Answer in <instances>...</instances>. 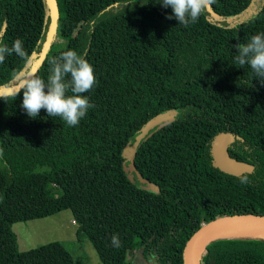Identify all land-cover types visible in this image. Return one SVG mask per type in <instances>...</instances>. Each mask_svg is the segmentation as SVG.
Here are the masks:
<instances>
[{
	"label": "trees",
	"instance_id": "16d2710c",
	"mask_svg": "<svg viewBox=\"0 0 264 264\" xmlns=\"http://www.w3.org/2000/svg\"><path fill=\"white\" fill-rule=\"evenodd\" d=\"M57 2V34L35 75L46 81L50 61L76 51L94 69L83 94L94 107L68 127L44 109L29 118L23 90L0 99V264H76L60 242L21 251L13 229L65 210L102 264H186L204 224L264 216V85L233 63L234 45L264 33V0H214L211 13L235 21L223 25L205 11L187 27L166 19L172 10L162 0ZM49 23L46 0H0V44L19 38L28 53L0 64V88L13 86V73L26 76ZM161 115L173 117L132 152ZM222 134L233 137L230 155L253 172L216 167L213 144ZM200 264H264V236L213 239Z\"/></svg>",
	"mask_w": 264,
	"mask_h": 264
},
{
	"label": "clouds",
	"instance_id": "9594fccd",
	"mask_svg": "<svg viewBox=\"0 0 264 264\" xmlns=\"http://www.w3.org/2000/svg\"><path fill=\"white\" fill-rule=\"evenodd\" d=\"M214 0H162L163 8H171L172 15L166 19H175L185 27L195 24ZM236 54L233 63L241 68L249 66L260 83L264 85V33L251 36L245 43L234 45ZM15 54L27 60L21 39H15L11 47L0 44V64L6 57ZM51 67L47 80L36 75L21 76L13 73L12 95L16 97L23 90L21 108L29 118H36L42 109L49 117H60L68 127L78 126L80 120L94 107L84 93L95 84L92 65L74 50L62 52L50 61ZM71 95H68V92ZM4 100V97H0ZM2 152V150H0ZM114 247L120 246L118 235L111 238Z\"/></svg>",
	"mask_w": 264,
	"mask_h": 264
},
{
	"label": "water",
	"instance_id": "95a60500",
	"mask_svg": "<svg viewBox=\"0 0 264 264\" xmlns=\"http://www.w3.org/2000/svg\"><path fill=\"white\" fill-rule=\"evenodd\" d=\"M46 2L49 8L50 17L46 38L38 57L26 76L35 75L38 72L39 67L44 63L57 34L60 18L58 2L57 0H46ZM13 91V86L2 87L0 88V97L11 96ZM172 117L173 116L171 115H161L148 123L137 136L136 141L131 148L132 152L136 151L142 140H144L153 129L168 122ZM232 139L233 137L228 134H222L216 138L213 144V155L216 167L233 176H240L245 173L253 172V165L239 161L230 155L229 147L232 143ZM230 232L261 233L262 235H225ZM233 236H264V216H226L204 224L193 235L186 247V264H200L201 254L211 240Z\"/></svg>",
	"mask_w": 264,
	"mask_h": 264
},
{
	"label": "rangeland",
	"instance_id": "374dc122",
	"mask_svg": "<svg viewBox=\"0 0 264 264\" xmlns=\"http://www.w3.org/2000/svg\"><path fill=\"white\" fill-rule=\"evenodd\" d=\"M205 11L220 24L229 25L235 21L216 17L211 13L209 8ZM56 190L55 186L52 187L49 190V195H55ZM77 227L71 211L65 210L44 219L16 223L13 229L18 236L21 251H29L49 243L60 242L72 253L76 264H102L93 244L87 236L84 235L79 240L76 235ZM131 249L133 253H136L137 244L131 243ZM151 262L144 260L145 264H151Z\"/></svg>",
	"mask_w": 264,
	"mask_h": 264
},
{
	"label": "bare ground",
	"instance_id": "6f19581e",
	"mask_svg": "<svg viewBox=\"0 0 264 264\" xmlns=\"http://www.w3.org/2000/svg\"><path fill=\"white\" fill-rule=\"evenodd\" d=\"M251 234L262 235L261 233H247V232H230V233L225 234V235L229 236V235H251Z\"/></svg>",
	"mask_w": 264,
	"mask_h": 264
}]
</instances>
